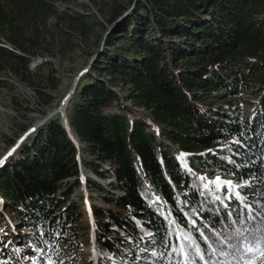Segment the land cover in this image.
<instances>
[{"label":"trees","instance_id":"1","mask_svg":"<svg viewBox=\"0 0 264 264\" xmlns=\"http://www.w3.org/2000/svg\"><path fill=\"white\" fill-rule=\"evenodd\" d=\"M57 1L0 0V34L12 45L0 46V71L19 74L28 69L26 55L52 53L44 42L50 32L55 40L62 23L84 30L85 20L59 11ZM127 9L115 8L112 22ZM104 37L66 109L88 152L85 167L114 174L121 191L111 203L106 197V206L91 204L95 220L85 225L111 262L97 263L136 251L145 260L183 264L170 247L178 232L204 254L201 260L195 246L187 247L189 264L239 255L231 245L240 232L249 240L264 235V0H136ZM117 86L127 88L131 104ZM252 88L258 103L242 120L240 94ZM214 90L226 92L219 106L205 98ZM61 123L51 119L15 150L0 168V195L5 211L33 228L34 249L61 242L68 260L73 251L64 234L73 224L80 229L86 197L75 194L82 184L79 147ZM158 129L169 143L158 140ZM192 170L233 175L253 218L240 215L242 205L227 199L226 189L212 191Z\"/></svg>","mask_w":264,"mask_h":264},{"label":"rangeland","instance_id":"2","mask_svg":"<svg viewBox=\"0 0 264 264\" xmlns=\"http://www.w3.org/2000/svg\"><path fill=\"white\" fill-rule=\"evenodd\" d=\"M135 1H57L56 6L59 8V11L67 12L71 15H80L86 22L85 28L84 30H75L76 27L72 26L70 28L66 23L60 24L59 31L55 35V40L52 39L50 32L47 34L46 41L44 42L53 51L52 53L41 49L37 57L26 55L30 57L27 64L28 69L26 70L23 67L20 69L19 74H15L8 68L0 71V163L4 161V164H6L9 162L11 156H15V150L13 152L9 151L24 132L60 108L61 103L72 89L75 77L84 71L96 58L95 51L98 48L99 42L102 43L105 38L104 35H107L109 30H113L114 26L131 12ZM125 6H128V9L123 14L131 9L130 12L123 17H121L123 15L121 14L112 22L114 9H120ZM49 21L54 22L55 19L51 18ZM54 43H57L59 46H55ZM0 46L12 49V45L8 44L1 34ZM101 76L108 77V74L102 73ZM116 90L120 93L123 102L131 104V101L124 97L127 92L126 87L117 86ZM225 93L224 90H214L206 94L205 98L208 102L215 101V105L219 106V103L222 102L221 97ZM240 98V109L237 115L244 120L247 116H250L252 109L257 105L258 95L255 89L252 88L243 91L240 94ZM217 99H219V102ZM67 107L68 103L64 105L63 110L59 111L45 123H48L55 117H59L62 120L63 115L67 114ZM43 125L30 135L35 137L37 131ZM155 132L159 141L163 140L165 143H169L168 140L163 138L159 129ZM75 140L78 141L76 144L79 147L80 156H78V161L82 182L80 188L75 189V194H85L86 200L85 204L82 205V218L79 220L81 221L79 225L80 229L75 228L73 224L72 229H68V232L64 234L63 241L67 245H72L70 250L73 251V256L68 260H63L61 242L58 246H51L52 248L47 245V250L43 252L40 248L38 250L34 249L29 239L33 228L27 226L20 218L14 217L11 213L5 211L3 205L4 199L0 195L2 202V205H0V264H50V262L52 264H98L96 258L110 262L109 257L100 254L95 248V232L91 225L86 226L85 224L87 220L90 224L95 220L91 211V204L93 202L106 206L108 203L105 198L111 199L109 200V203H111L114 195H119L121 191L115 188L117 182L114 183L113 178L116 181L117 179L114 174L109 173L108 176L101 177L85 167L83 159L88 156V152L83 151L84 144L80 143L79 139ZM4 164H1L0 168ZM107 164L106 167L109 168V163ZM81 166H83L82 170ZM110 171L112 172V169ZM192 172L202 176L206 185L212 191L219 189L213 183L216 177H220L222 180L235 181V177L231 174L197 170H192ZM89 177L95 179L102 189H91L86 181V178ZM107 178L112 182H103V179ZM256 237L264 238V235H257ZM236 240L237 238L232 241V244L236 243ZM233 249L236 248L233 247ZM131 252L128 253L129 257L116 256L114 264H160L153 259L145 260L136 251ZM239 255L240 258H238ZM239 255L230 252L228 257L222 259L220 263L232 264L235 262L233 264H244L245 259H250L251 264H264V258H261L259 255L250 257L242 248Z\"/></svg>","mask_w":264,"mask_h":264},{"label":"snow or ice","instance_id":"3","mask_svg":"<svg viewBox=\"0 0 264 264\" xmlns=\"http://www.w3.org/2000/svg\"><path fill=\"white\" fill-rule=\"evenodd\" d=\"M238 143V141H236ZM183 155V154H182ZM201 179H204L201 177ZM215 183L219 188H224L227 191V199H232L235 197L236 199L239 200L240 204L242 205L241 210H240V215H248V218L251 219L252 217V212L254 211L252 206L250 204H247L245 202V199L241 197L239 189L242 187V185L238 183H234L231 180H222L220 177H216ZM217 199H220V197H217ZM225 208L228 207L227 204L224 205ZM231 212L228 213V216L231 217ZM233 223H237L236 220L232 221ZM193 226H195V220L192 221ZM201 238L207 243L208 238L204 235L203 232L200 233ZM176 240L177 244L176 245H170L171 250L173 253H176L184 258L183 264H189L188 262V253L186 251L187 247L190 246H195L197 255L201 260L204 259V254L199 248L198 245H194V241L190 236L177 233L176 234ZM225 240H229V238L225 237ZM229 243L231 241L229 240ZM232 247L236 248L237 250H240L241 248L243 251L248 254L250 257H255L259 255L261 258H264V238L261 237H253L251 240L247 236L243 234V232H240L237 236L236 243L231 245ZM52 264V262H50ZM244 264H251L250 259H245Z\"/></svg>","mask_w":264,"mask_h":264},{"label":"water","instance_id":"4","mask_svg":"<svg viewBox=\"0 0 264 264\" xmlns=\"http://www.w3.org/2000/svg\"><path fill=\"white\" fill-rule=\"evenodd\" d=\"M130 10H131V9H130ZM130 10H129V11H126L121 17L127 15V14L130 12ZM121 17H120V19H121ZM120 19H119V20H120ZM117 22H118V21H117ZM111 30H112V29H111ZM111 30H109L108 33H109ZM108 33H107V34H108ZM84 71H85V70H84ZM84 71H82L81 73H79L78 76L75 77V79H74V83H73V86H72V89H71L70 93L67 95V97H66V98L63 100V102L61 103L60 108L57 109L56 111L52 112V113L49 114L48 116H46L44 119H42V120H41L40 122H38L37 124H35V125H33L32 127H30L26 132H24L23 135L17 140V142L14 144V146L10 149L9 152H13L14 150H16V149H17V148H18V147H19V146H20V145H21V144L27 139V137H28L30 134H32L34 131L37 130L38 127H40V126L43 125L46 121H48L50 118H52L53 116H55L59 111L63 110L64 105H65L66 103H68L69 99L71 98V96L73 95L74 91L76 90L78 80H79L80 76L83 74ZM61 124H62V126H63L64 128L67 129V132L69 133V135H70L74 140L77 139V137H76L74 131L70 128L69 122H68L67 120L62 119V123H61ZM76 143H77V140H76ZM9 152H8V153H9ZM1 164H4V161H1L0 165H1ZM82 167H83V166H81V170H82Z\"/></svg>","mask_w":264,"mask_h":264},{"label":"bare ground","instance_id":"5","mask_svg":"<svg viewBox=\"0 0 264 264\" xmlns=\"http://www.w3.org/2000/svg\"><path fill=\"white\" fill-rule=\"evenodd\" d=\"M63 119L68 121V116H67V114H64V115H63ZM68 122H69V121H68ZM78 156H80L79 153H78ZM80 159H81V158H80ZM113 180H114V183L117 182L114 178H113ZM103 182L108 183V182H112V181H111L110 179L107 178V179H103Z\"/></svg>","mask_w":264,"mask_h":264}]
</instances>
